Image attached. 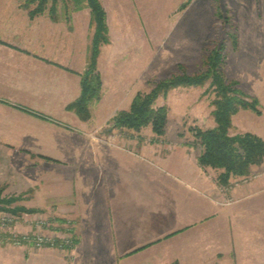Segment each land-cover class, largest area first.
Masks as SVG:
<instances>
[{"label": "crops", "instance_id": "obj_1", "mask_svg": "<svg viewBox=\"0 0 264 264\" xmlns=\"http://www.w3.org/2000/svg\"><path fill=\"white\" fill-rule=\"evenodd\" d=\"M100 1L109 35L97 62L102 91L81 120L67 105L80 93L89 9L59 4L52 19L47 9L30 16L24 0H0V162L21 161L11 177L55 216L51 231L69 222L68 264H264V162L222 188L176 126L145 140L102 131L128 107L143 71L125 40L137 0ZM232 119L264 140V112Z\"/></svg>", "mask_w": 264, "mask_h": 264}, {"label": "rangeland", "instance_id": "obj_2", "mask_svg": "<svg viewBox=\"0 0 264 264\" xmlns=\"http://www.w3.org/2000/svg\"><path fill=\"white\" fill-rule=\"evenodd\" d=\"M27 1L24 0V3ZM72 3L70 1L67 4L73 8ZM132 3L139 16L138 22L141 27L138 26L137 21L132 26L135 27L133 29L130 23H127L126 32L124 28L123 32L126 33V42L132 44L130 50L142 58V83L139 86L140 82L137 80V93H146L158 81L177 73L179 65H182L189 74L201 71L208 52L213 47L221 46L224 56L222 71L226 80L238 82V87L244 93L258 101L259 114L251 110L243 111H250L256 116L264 112V0H137ZM59 4L67 5L59 2L57 8ZM84 6L87 7L83 3L76 9ZM48 7L50 3H47L46 8ZM124 18L130 22L129 14ZM156 19L159 22L154 23V26L152 20ZM117 34L123 36L122 31ZM232 35L236 36L235 44ZM123 51H128V48ZM133 83L134 81L132 85ZM213 98L214 94L207 88V84L202 87H178L169 91L165 97H158L156 105H165L168 108L164 133L160 136L155 135L150 126L138 131L113 126L112 122L116 114L128 110L131 100L126 109L117 111L113 115L102 131L109 133L115 128L114 130H123L127 137L145 140L153 136L163 137L166 129L169 131V128L176 126L180 136L201 152L199 141L191 136L187 128L196 126L208 129L215 125L211 115ZM235 121V125L231 123L230 135L253 133L243 130L240 121ZM179 122L182 123V128H179ZM20 164L21 161L14 160L6 167V162H0V174L10 176L8 181L0 177V194L1 198L13 200L10 207L23 206L41 210L31 214H13L16 219L10 229L17 234H31L36 231V221L42 220L52 224L55 216L52 213L45 214L44 210L35 207L37 202L30 199L31 190H19L21 187L18 188L17 182L11 176L17 173ZM219 185L222 188L227 187V185ZM34 196L36 197L35 194ZM65 218L71 220L68 216ZM67 225L62 230L66 231L68 228L73 236L69 222ZM6 235L8 233L0 232V264H68L73 258L72 251L48 246L34 248L31 245H13ZM75 244L74 240V246Z\"/></svg>", "mask_w": 264, "mask_h": 264}, {"label": "trees", "instance_id": "obj_3", "mask_svg": "<svg viewBox=\"0 0 264 264\" xmlns=\"http://www.w3.org/2000/svg\"><path fill=\"white\" fill-rule=\"evenodd\" d=\"M72 1L73 9L81 4L89 8L91 21V35L87 49L86 66L80 73L79 96L67 105V110L74 112L81 120L91 117V105L101 95L102 80L98 71L97 62L100 49L109 43L106 12L100 0H28L27 4H35L30 10V16L43 12L45 9L52 19H56L57 3ZM47 3L50 7L46 8ZM233 44L236 36L232 35ZM224 61L222 47H213L203 60V68L195 74L186 72L182 65L178 72L169 78L158 81L148 92L137 93L130 107L126 111L116 114L113 126L140 130L150 126L153 133L160 136L164 133L167 121L168 108L165 105H156L158 97H165L172 89L178 87H202L214 94L212 100L215 125L208 129L196 126L187 128L188 132L199 141L201 152L198 155V164L202 168H211L218 172L217 181L227 185L232 178L248 175L250 168L264 162V140L253 133L245 132L230 135L229 129L232 117L240 110H251L257 114L258 101L244 93L236 81H227L222 65ZM1 190V189H0ZM13 200L1 198L0 212H9L14 215L22 213L40 212L39 209L24 208L23 206L10 207ZM75 240V239H74Z\"/></svg>", "mask_w": 264, "mask_h": 264}, {"label": "built area", "instance_id": "obj_4", "mask_svg": "<svg viewBox=\"0 0 264 264\" xmlns=\"http://www.w3.org/2000/svg\"><path fill=\"white\" fill-rule=\"evenodd\" d=\"M15 219L16 217L13 214L7 212L0 213V232L8 233L6 236L13 245H31L34 248L48 246L63 251L73 250L74 237L70 234L68 228L64 233L59 234L57 231H51L52 224H47L46 221L38 220L35 222V232L31 234H17L10 229Z\"/></svg>", "mask_w": 264, "mask_h": 264}]
</instances>
